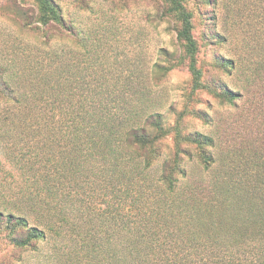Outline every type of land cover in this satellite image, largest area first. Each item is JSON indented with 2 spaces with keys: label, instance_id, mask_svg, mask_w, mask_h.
<instances>
[{
  "label": "rangeland",
  "instance_id": "374dc122",
  "mask_svg": "<svg viewBox=\"0 0 264 264\" xmlns=\"http://www.w3.org/2000/svg\"><path fill=\"white\" fill-rule=\"evenodd\" d=\"M54 1L64 27L39 24L37 0H0V264H120L121 257L109 250L115 247L118 252L128 231L108 222L111 219L93 221L87 213L84 222L71 213L65 224L51 220L49 228L45 219L39 225L47 211L27 206L22 197L23 191L37 187L39 173L66 146L59 133L60 122H67L63 109L82 101L90 105L96 97L98 104L103 101L120 111L118 119L129 117L135 107L142 114L162 112L172 124L185 107L194 108L198 116L188 117V131L214 135L222 144L233 139L249 142L248 132L237 122L244 101L238 107L221 103L208 88L245 84L244 76L237 79L221 63L238 56L246 63L254 61V52L245 44L256 38L264 0H185L193 15L198 68L209 84L197 89L193 98L188 97L193 77L185 66L170 70L158 83L152 78L161 48L183 54L177 38L180 23L167 15L164 0ZM222 29L228 40L217 38ZM166 143L170 152L172 139ZM197 164L195 157L190 160L189 171H196ZM101 202L96 199V209L105 208ZM9 214L13 221L14 215L25 217L26 224L11 226ZM33 225L46 230V236L17 245L13 237L27 236ZM185 247L172 244L170 259L179 260ZM146 261L139 264L165 263L163 257Z\"/></svg>",
  "mask_w": 264,
  "mask_h": 264
},
{
  "label": "trees",
  "instance_id": "16d2710c",
  "mask_svg": "<svg viewBox=\"0 0 264 264\" xmlns=\"http://www.w3.org/2000/svg\"><path fill=\"white\" fill-rule=\"evenodd\" d=\"M164 1L167 15L180 23L177 38L183 54L161 48L162 58L155 62L152 78L158 83L170 70L185 66L193 77L188 93L193 98L197 89L209 85L202 81L198 68L193 15L185 0ZM37 3L39 24L65 26L54 0ZM262 16L256 38L245 44L254 52V61L246 63L239 56L222 59L221 66L237 79L244 76L245 84L236 88L226 83L221 87L211 84L208 88L221 103L238 107L237 103L244 101L237 122L243 133L248 132L249 142L233 139L222 144L214 135L188 131V117L198 116L194 108L185 107L171 124L159 111L142 114L132 107L129 117L118 119L120 111L114 112L103 101L98 104L96 97L91 98L90 105L82 101L63 109L67 122L66 126L60 122L59 133L66 146L61 147L53 164L39 173L37 187L22 193L27 206L47 211V218L40 217L39 225L43 219L49 228L53 227L51 220L67 222L71 213L84 222L87 213L92 214L93 221L105 223L111 219L107 221L128 231L123 247L118 252L115 247L109 250L112 256L121 257L122 264H139L157 257H163L164 264H264ZM217 38L229 39L223 29ZM168 138L172 139L170 152H166ZM194 157L198 166L191 172L187 164ZM96 199H102L105 208L96 209ZM11 217L9 214L13 227L26 224L25 217L14 215L16 221ZM45 236L46 230L33 225L27 236L17 235L13 240L25 246ZM172 244L186 246L179 260L173 261L168 255Z\"/></svg>",
  "mask_w": 264,
  "mask_h": 264
}]
</instances>
